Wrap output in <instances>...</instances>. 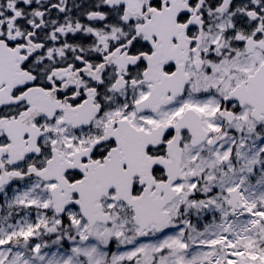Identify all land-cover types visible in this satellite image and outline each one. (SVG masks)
Masks as SVG:
<instances>
[{
    "label": "snow or ice",
    "instance_id": "snow-or-ice-1",
    "mask_svg": "<svg viewBox=\"0 0 264 264\" xmlns=\"http://www.w3.org/2000/svg\"><path fill=\"white\" fill-rule=\"evenodd\" d=\"M0 264H264V0H0Z\"/></svg>",
    "mask_w": 264,
    "mask_h": 264
}]
</instances>
